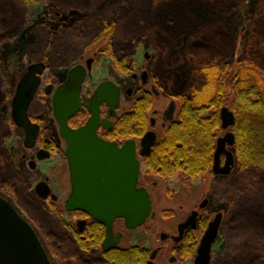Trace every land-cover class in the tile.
<instances>
[{
    "label": "trees",
    "instance_id": "16d2710c",
    "mask_svg": "<svg viewBox=\"0 0 264 264\" xmlns=\"http://www.w3.org/2000/svg\"><path fill=\"white\" fill-rule=\"evenodd\" d=\"M12 1L23 4L40 0ZM41 1L52 8L83 13L70 26L57 29L45 23L35 26V39L28 52L32 62L45 64L44 73L53 67H65L87 50L104 44V52L116 68L128 72L129 58L140 45L151 43L156 34L145 0H112L101 5L95 0ZM3 15L0 6V51L2 43L11 38L6 36ZM205 45L207 50L216 49V44ZM249 47L250 52L238 61L239 71L232 89L233 170L211 183V196L226 205L222 225L224 250L210 264H264V66L259 65L264 60V45L254 42ZM198 66L200 83L178 96V118L163 129L151 153L143 159L146 174L171 177L183 173L195 178L211 172L216 139L223 132L219 110L226 87L220 80L227 66L218 68L214 62ZM150 105L149 95L137 94L130 113L116 119L110 132L112 137L142 135ZM124 117L127 127L122 125ZM11 125L9 117L0 119V195L13 201L23 218L38 230V237L54 264H74L79 249L85 248L84 242L70 225L45 214L41 202L30 196L28 184L14 166L7 147ZM21 199L32 206V213L24 210ZM128 252V256L116 258L115 264H136L137 257L145 255L141 251L134 256L133 249Z\"/></svg>",
    "mask_w": 264,
    "mask_h": 264
},
{
    "label": "rangeland",
    "instance_id": "374dc122",
    "mask_svg": "<svg viewBox=\"0 0 264 264\" xmlns=\"http://www.w3.org/2000/svg\"><path fill=\"white\" fill-rule=\"evenodd\" d=\"M95 1L101 5L112 0ZM145 5L149 11L150 24L155 27L156 34L151 43L140 45L129 58L128 72H123L128 76L120 75L122 71L116 68L114 61L104 52L106 49L104 44L83 54L84 58L96 56L93 66L99 67V72L90 75L92 78L90 80L89 77L86 87L93 89L101 80L110 79L124 90L128 87L138 88L141 86L139 81L133 80L130 73L139 75L141 70H147L153 75L150 83H155L159 92L157 96H153L152 116L160 119L171 100L175 99L176 118L180 106L178 96L200 83V81L198 83L200 75L196 74L198 65L214 62L218 68L227 66L220 81L226 87L222 106L230 108L233 99L232 89L239 71L238 61L245 53L250 52L249 46L254 42L264 45V0H145ZM0 6L7 26L6 36L11 35L10 39L2 43L0 51V114L8 116L15 85L33 60L28 49L35 39L33 31L35 26L40 23H45L52 29L70 26L76 23L83 13L77 10L52 8L41 0L23 4H17L12 0H0ZM205 44H216L215 51L207 50ZM200 54H203L204 60ZM80 60L79 58L75 62ZM75 62L61 69L59 67L52 69L58 74H64L61 77L63 80L66 71ZM259 65L264 66V60L259 62ZM45 100L46 111L51 116L50 101L48 98ZM130 103L131 99L124 95L118 112L128 107ZM153 111L156 113L153 114ZM223 133L224 130L220 135ZM8 145L12 148L20 147L22 144L21 140L19 143L17 140H10ZM230 150L233 151V148ZM65 174L67 179V173ZM214 178L211 173L192 179H187L184 175L161 178L142 174L140 181L150 192L152 206L157 216L147 220L143 230L128 232L127 240L131 237L142 238H132L129 243L147 246L152 250L158 244V234L164 232L165 225L173 220L171 216L178 217L186 213L193 203L198 202L203 195L209 194ZM68 189L67 183L63 192L58 194L59 201L64 199ZM20 203L26 205L23 207L25 211L32 213L33 208L30 204L28 205L24 199H21ZM59 205L61 207L60 203ZM225 205L221 204L223 210ZM164 211L170 216L167 218L162 216L161 212ZM222 245L223 242L220 240L218 249H221Z\"/></svg>",
    "mask_w": 264,
    "mask_h": 264
},
{
    "label": "water",
    "instance_id": "95a60500",
    "mask_svg": "<svg viewBox=\"0 0 264 264\" xmlns=\"http://www.w3.org/2000/svg\"><path fill=\"white\" fill-rule=\"evenodd\" d=\"M91 62L92 59L89 58L85 66L76 64L68 69L66 80L52 92V104L60 133L68 144L72 189L65 202V208L68 211L82 209L93 219L103 223L106 226V238L102 248L106 249L112 240V222L116 217L124 218L126 227L133 229L148 218H153L155 212L152 210L151 198L146 188L136 187L140 165L135 156V141L127 140L119 147L116 142L102 141L96 134L99 105L106 103L110 116H115L119 106L120 89L112 81L100 82L89 101L85 102L91 115L83 126L72 129L67 125L68 118L80 108V87ZM44 70L43 62L28 64L15 86L10 102L12 121L15 126L25 131V145L28 147L34 143L37 126L32 125L28 119L27 108L36 93L40 75ZM51 88L52 86H48L46 92L50 93ZM174 109V101H171L165 111L166 120L172 119ZM219 115L221 128L225 132L216 139L212 172L227 175L235 162L234 153L230 150L234 145V135L230 128L235 118L227 106L220 108ZM155 139L156 134L153 131L144 134L140 141L141 155L149 153ZM222 155L224 163L221 166ZM36 190L44 196L47 187L39 183ZM42 191L43 194L40 193ZM220 217L221 214L218 213L204 233L195 264L209 263L210 247L217 235ZM186 222L180 227L186 226ZM161 236L164 237L163 234ZM0 264H53L33 227L1 196Z\"/></svg>",
    "mask_w": 264,
    "mask_h": 264
},
{
    "label": "flooded vegetation",
    "instance_id": "af4514ba",
    "mask_svg": "<svg viewBox=\"0 0 264 264\" xmlns=\"http://www.w3.org/2000/svg\"><path fill=\"white\" fill-rule=\"evenodd\" d=\"M147 57V55H145ZM91 58L92 62L90 64L89 69H87L86 75L81 83L80 87V108L78 111L67 120V125L72 128L76 129L85 124L87 119L90 117V112L87 109V101H89L91 95L93 94L94 90L97 88L98 84L105 80L104 79L98 82L95 88L90 89L86 87L88 79L91 74H96L99 72L98 66H93L94 62L96 61V56L91 57H80V61L75 62V64H82L86 65V60ZM72 65V66H73ZM71 66V67H72ZM64 67H59V69ZM67 72L65 73V78L62 80L61 77L64 74H58L56 71L52 69V71L48 73H42L40 75V84L34 94L33 99L31 100L30 104L27 108V117L32 123V125L37 126V131L35 135V140L33 145L26 146L25 145V131L22 128L15 126L14 122L11 118V106L9 110L8 116H3L0 114V119L7 120V117L10 118L12 125L10 127V133L7 136V147L10 152V155L13 160L14 166L18 169L19 174L21 175L22 179L28 184L30 196L35 198L41 202V206L44 208L45 214L48 216L56 217L58 222H61L65 225H70L74 232L78 235V238L84 242V249H79V257L77 261H74V264H115V260L118 257H122L124 255L128 256L129 250L133 249L135 252L132 255H139L142 252H145L143 257H137L136 264H195V259L198 251V247L200 245L201 239L206 232L210 222L214 220L218 213L221 214L220 223L218 226V232L211 244L210 247V260L215 257L217 254H221L224 250L225 239L222 235V225L224 219V210L221 208L222 202H218L215 200L209 190V194L203 195L198 202L195 204L193 203L192 207L183 213L173 217L171 222L164 227V232H160L157 236L158 244L150 250L147 246H143L140 244L132 243L130 244L129 241L132 238L142 239L138 237H131L127 240V233L134 232V231H141L148 218L143 224L137 226L136 228H127L125 225V220L122 217H116L112 222V231H111V238L110 245L106 247V249L102 248V243L106 238V226L99 222L98 220L93 219L90 214L82 209H75L68 211L65 208V202L68 199L71 189V176L69 170V160L67 156V149L68 144L63 135L60 133V126L58 121L55 119L53 114V104H52V92L53 90L63 83L67 78ZM130 77L133 80H138L140 83V87H128L125 90L118 85V83L113 82L119 89H120V98H119V106L116 109L115 116H110L109 114V106L106 103H101L99 105V123L96 127V134L102 141L111 143L116 142L119 147L123 145V143L127 140H134L135 141V156L139 162L140 169H139V176L138 181L136 184L137 188H146L149 195L150 192L145 186V184L141 183L140 176L142 174L145 175H155L161 177L156 174H146L143 168V159L148 156L155 143L159 139L162 134L163 129L171 122L175 121L178 118H175L176 114V102L175 99L171 100L174 101L175 109L173 112V116L171 120L165 119V111L161 118H154L152 116V109H153V96H157L159 94L158 90L156 89L155 83H150V78L152 79L153 75L148 72L147 70H141L140 74L137 73H130ZM122 76H128L127 73L121 72ZM92 77H90L91 80ZM18 82V81H17ZM17 84V83H16ZM16 86V85H15ZM48 86H52L51 92L47 93L46 89ZM148 86V88H143ZM154 87V89H153ZM129 89L131 91L129 92ZM15 91V89H14ZM142 93H146L151 98V105L150 108L146 112V128L142 135L129 137V138H118L112 137L110 134L111 130L113 129L116 119L120 116H127L133 105L136 95H141ZM14 94V92H13ZM125 95L127 99H131V103L128 107L121 109L119 111V107L121 104L122 97ZM50 97V98H49ZM45 98H48L51 105V116L46 111L45 105ZM12 99V97H11ZM11 102V100H10ZM168 107V106H167ZM179 111V110H178ZM156 112L153 111V114ZM127 117H124L122 125L123 127H127ZM161 130V131H160ZM147 131H153L156 134V139L154 144L151 146L150 151L146 155H141V145L140 141L141 138ZM18 141L21 140L20 147H10L8 142ZM224 163V156L220 157V165L222 166ZM233 170V167L231 171ZM65 173H67V179L65 177ZM215 178L214 179H222L227 175L222 174H214L210 172ZM184 175L187 179L188 178L183 173H176L171 177H161V178H173L175 176ZM42 183L46 185L47 191L46 194L41 196L39 191L36 190V186ZM68 183V192L67 195L64 197L62 201H59V193L63 192L66 188ZM156 183V182H155ZM187 187V186H186ZM189 190V189H188ZM44 193V191L40 192ZM1 196V195H0ZM2 198L6 199L5 197L1 196ZM151 198V195H150ZM22 216V213L15 207V203L6 199ZM152 202V198H151ZM61 204V207L59 205ZM155 218L157 216L156 211ZM194 213V215H193ZM64 214V215H63ZM161 215L164 217H169V213L161 212ZM192 215V216H191ZM191 218L189 219V217ZM23 217V216H22ZM65 217H68L65 218ZM170 217V218H171ZM189 219V220H188ZM187 221V222H186ZM187 223L186 226L180 227V225ZM31 225V224H30ZM32 226V225H31ZM33 227V226H32ZM64 227V226H63ZM35 232L38 235V230L33 227ZM161 234L164 235L162 238ZM118 237V242L115 243V239ZM220 240L223 242L221 249H218V243ZM46 250V249H45ZM142 251V252H141ZM48 254V253H47ZM49 256V255H48ZM50 258V257H49ZM139 258H142L139 261ZM51 260V259H50ZM156 260V261H155ZM54 264V263H53Z\"/></svg>",
    "mask_w": 264,
    "mask_h": 264
}]
</instances>
